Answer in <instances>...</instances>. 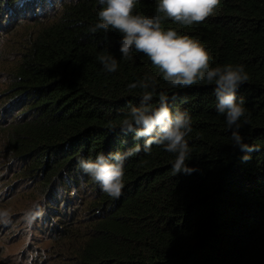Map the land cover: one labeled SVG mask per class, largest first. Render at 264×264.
<instances>
[{
  "label": "trees",
  "instance_id": "trees-1",
  "mask_svg": "<svg viewBox=\"0 0 264 264\" xmlns=\"http://www.w3.org/2000/svg\"><path fill=\"white\" fill-rule=\"evenodd\" d=\"M156 8L157 0H137L134 14L153 16ZM100 10L97 0H0V203L15 190L11 200L32 212L14 257L22 264H264V0H221L187 28L163 21L199 42L211 67L245 66L249 80L237 98L245 100L240 134L251 152L233 146L214 85L173 89L142 53L121 58L118 32L107 42L104 33H87ZM105 49L119 62L115 73L96 60ZM148 74L156 76L153 105L163 92L173 112L191 117L187 166L195 171L173 176L174 155L154 145L125 162L122 194L112 199L77 162L143 144L106 124L139 106L141 90L127 86ZM3 253L1 264H16Z\"/></svg>",
  "mask_w": 264,
  "mask_h": 264
},
{
  "label": "clouds",
  "instance_id": "clouds-1",
  "mask_svg": "<svg viewBox=\"0 0 264 264\" xmlns=\"http://www.w3.org/2000/svg\"><path fill=\"white\" fill-rule=\"evenodd\" d=\"M221 0H157L156 14L144 16L134 14L137 0H97L101 6L97 20L87 28V33H104L107 42L111 32H118L119 52L123 60L132 59L133 50L145 55L158 70L163 80L173 89L189 88L198 83L214 85L216 110L226 117L227 128L231 131L234 147L251 152L240 134V121L245 116V100L237 98L241 85L249 80L245 66L226 64L210 66L211 57L206 49L188 35H180L171 28L165 29L163 21L190 27L203 23L220 5ZM96 60L105 73H115L119 62L106 49ZM129 91L140 89V104H129L122 111L118 122L109 121L106 128L117 130L123 136L132 135L135 144L127 151H116L105 155L100 153L93 159H80L77 167L90 180L99 185L101 191L112 199H118L124 187L125 162L143 151L150 154L152 147H162L175 159L171 173L192 174L194 169L187 166L190 148L186 137L192 132L191 117L186 111L173 112L168 97L161 92L158 104L153 105L156 92V76L148 74L128 84ZM246 122V121H245ZM249 157H244L247 160ZM7 209H0V221L6 220Z\"/></svg>",
  "mask_w": 264,
  "mask_h": 264
},
{
  "label": "rangeland",
  "instance_id": "rangeland-1",
  "mask_svg": "<svg viewBox=\"0 0 264 264\" xmlns=\"http://www.w3.org/2000/svg\"><path fill=\"white\" fill-rule=\"evenodd\" d=\"M1 34L0 37H2ZM3 76H0V88L3 84ZM4 90V89H3ZM2 91V90H0ZM25 189V188H24ZM15 190H9L2 198V203H0V209L8 210V217L6 220L0 221V247L4 250L7 258L8 256L12 258L16 256V252L20 251V237L24 232L30 229V226L26 227L29 223L32 212L29 211V206L26 202L22 200L12 201L11 198L15 196ZM29 211V212H28ZM29 232V231H28ZM24 242V240L22 241ZM16 264H22L14 257ZM3 262L0 260V264Z\"/></svg>",
  "mask_w": 264,
  "mask_h": 264
}]
</instances>
